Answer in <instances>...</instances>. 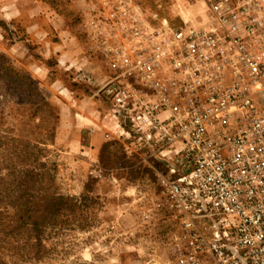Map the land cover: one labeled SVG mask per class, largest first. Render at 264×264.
<instances>
[{
  "label": "built area",
  "instance_id": "2783aa9c",
  "mask_svg": "<svg viewBox=\"0 0 264 264\" xmlns=\"http://www.w3.org/2000/svg\"><path fill=\"white\" fill-rule=\"evenodd\" d=\"M197 1L180 23L140 0L92 9L97 94L114 133L165 161L174 231L152 264H264V0Z\"/></svg>",
  "mask_w": 264,
  "mask_h": 264
},
{
  "label": "rangeland",
  "instance_id": "374dc122",
  "mask_svg": "<svg viewBox=\"0 0 264 264\" xmlns=\"http://www.w3.org/2000/svg\"><path fill=\"white\" fill-rule=\"evenodd\" d=\"M45 1L75 34L80 62L65 65L52 55L49 65H61L62 70L54 67L49 77H38L24 54L8 51V26L1 21L0 67L30 76L45 103L32 87L4 81L0 69V134L45 148L42 160L54 169L58 191L76 198L81 208L70 223L48 230L42 259L12 255L7 249L3 255L8 264H152L154 258L167 256L174 231L157 174L165 161L147 148L129 147L114 133L109 104L103 93L97 94L106 67L85 27L87 14L70 0ZM140 1L165 15L179 2L187 16L204 11L197 0Z\"/></svg>",
  "mask_w": 264,
  "mask_h": 264
},
{
  "label": "trees",
  "instance_id": "16d2710c",
  "mask_svg": "<svg viewBox=\"0 0 264 264\" xmlns=\"http://www.w3.org/2000/svg\"><path fill=\"white\" fill-rule=\"evenodd\" d=\"M0 69L4 81L32 87L44 102L30 76L8 65ZM45 151L38 142L0 134V264H8L2 249L42 259L48 230L70 223V216L81 208L76 198L58 191L54 169L42 160Z\"/></svg>",
  "mask_w": 264,
  "mask_h": 264
},
{
  "label": "crops",
  "instance_id": "0c3cea01",
  "mask_svg": "<svg viewBox=\"0 0 264 264\" xmlns=\"http://www.w3.org/2000/svg\"><path fill=\"white\" fill-rule=\"evenodd\" d=\"M70 1L80 11L88 14L98 7L102 0ZM56 14L57 10L45 0H0V22L8 26V51L10 53L19 51L24 54L27 66L40 78L49 77L54 67L62 70L61 65H49L48 59L52 55L65 65L69 62H80L78 58L76 59L77 38L64 20ZM166 14L176 22H181L182 17L187 16L186 8L180 2L168 8ZM3 30L5 29L0 23L2 37ZM36 51L43 57H38Z\"/></svg>",
  "mask_w": 264,
  "mask_h": 264
}]
</instances>
